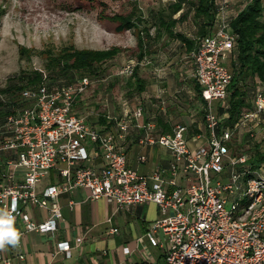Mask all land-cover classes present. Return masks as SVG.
I'll return each mask as SVG.
<instances>
[{"label": "built area", "instance_id": "2783aa9c", "mask_svg": "<svg viewBox=\"0 0 264 264\" xmlns=\"http://www.w3.org/2000/svg\"><path fill=\"white\" fill-rule=\"evenodd\" d=\"M228 4L223 0L220 12ZM237 39L231 23L223 20L199 38L192 53L209 132L208 141L197 147L191 146L185 123L153 135L155 124L141 122L142 107L120 119L117 130L93 127L75 113L78 96L94 83L89 74L64 84L23 87L16 96V111L0 122V152H11L5 161L8 181L0 189V208L15 220L21 218L26 231L49 233L57 230L63 216L60 195L72 189L86 188L88 199L105 198L124 208L154 201L161 216L146 235L154 245H166L165 264H264V82L256 86L253 105L239 114L221 115L215 108L216 101L229 108L233 72L224 57L233 52ZM138 64L131 59L119 73L134 75ZM10 96L2 99L12 103ZM132 126L145 128L143 145L159 143L171 149L174 160L168 175L165 170L144 174L129 165L121 141ZM243 133L248 138L239 141ZM99 154L104 164L96 167ZM20 167L25 173L16 180L14 169ZM52 170L61 179L39 195L38 183ZM180 172L186 184L179 183ZM28 203L48 208L49 217L34 220L23 207ZM7 246L0 249V261L14 264V257L4 252ZM71 249V242L62 240L56 253L71 255ZM17 257L24 259L25 254Z\"/></svg>", "mask_w": 264, "mask_h": 264}, {"label": "crops", "instance_id": "0c3cea01", "mask_svg": "<svg viewBox=\"0 0 264 264\" xmlns=\"http://www.w3.org/2000/svg\"><path fill=\"white\" fill-rule=\"evenodd\" d=\"M178 1L157 0V6L154 0L151 1L153 8L149 16L145 15L140 7L145 19L142 24L141 46L138 31L132 28L137 39L119 43L116 42L117 36L122 32H116L109 38L113 42L111 46L94 48L107 49L123 45L124 50L103 63V67H108H105L103 74L91 75L94 79L91 85L93 87L90 86L80 99L78 98L75 105L77 115L85 117L87 122L90 121L89 123L100 131L117 130L120 119L132 116L137 107H142L141 122L155 124L153 135L171 132L176 124L185 123L189 126L192 147L208 141L209 132L204 117L206 101L194 74L196 63L192 57L200 38L196 34L199 25L193 18L194 8L190 0H184L181 8L175 11ZM250 1L228 0L225 12L219 10L212 31H215L223 20L231 23ZM220 2L222 5L223 0ZM183 14L186 16L181 18ZM231 30L235 32L232 26ZM128 46H136V55L140 59L137 73L131 76L120 74V69L118 70V61ZM236 46L233 52L224 57L228 67L227 59L231 58L232 66ZM142 53L143 58L140 57ZM260 81L257 79L258 83ZM102 82L107 84L104 97L98 94ZM89 97H92L93 105L90 111H87ZM253 99L254 95L251 98L252 105ZM215 108L221 115L231 113L230 103L228 108L217 101ZM142 135H145L144 127L132 126L121 141L126 148L129 165L144 174L165 170L168 175L174 160L171 149L159 143L143 145L140 142ZM245 138H248V133H243L238 140L245 141ZM142 154L146 156L145 161L139 160ZM0 156L3 161V166L0 167L1 189L8 181L4 176L8 169L5 161L11 156V152L2 151ZM93 164L96 167L104 164L102 154L98 155ZM14 170L15 179L21 180L25 168ZM60 179L59 174L52 170L38 183L37 192L41 195L46 187ZM177 179L181 184L187 183L182 172L178 174ZM87 196L88 190L83 187L60 195L63 216L55 232L26 231L22 219L15 220L14 227L20 233V241L15 246L8 245L4 250L5 254L14 257V264H165L166 245H154L146 235L153 222L161 216L158 203L150 201L124 208L105 198L88 199ZM23 207L36 221L49 217L48 208L32 203L23 204ZM113 228L118 230L113 231ZM158 234L160 240H164L163 233ZM62 240L71 242V255H66L65 252L56 253L57 244ZM126 247L131 249L129 253L125 252ZM19 253H24L25 258L17 257ZM0 264L3 263L0 261Z\"/></svg>", "mask_w": 264, "mask_h": 264}, {"label": "rangeland", "instance_id": "374dc122", "mask_svg": "<svg viewBox=\"0 0 264 264\" xmlns=\"http://www.w3.org/2000/svg\"><path fill=\"white\" fill-rule=\"evenodd\" d=\"M151 1L153 0H0V89L11 83L10 78L13 79V84L20 83L19 75L23 70L39 72L42 77L39 84L52 81L56 84L68 83L64 78H50V70L45 66L46 56L42 53L45 48L53 46L59 49L70 43H74L78 48L111 46L113 42L109 38L116 33V24L100 17L101 4H105L107 13L115 14L129 11L131 4L137 2L145 15L149 16L153 8ZM156 2L157 0H154L157 6ZM117 38L116 42L127 43L137 39V35L131 29L126 33L122 32ZM22 46L35 49L37 53L31 57L21 55ZM133 48L136 49V46H128V49H125L118 61V70H121L129 59L140 61L136 55L137 49ZM227 62L232 68L231 58H228ZM137 66L139 67V64ZM105 67L102 68L101 74L106 70ZM106 85L103 82L100 85L98 94L103 97L106 95ZM253 85L251 83L252 87ZM2 95L0 99L4 98ZM82 95L83 93L78 98ZM91 99L92 97L88 98L87 111H90L93 105Z\"/></svg>", "mask_w": 264, "mask_h": 264}, {"label": "trees", "instance_id": "16d2710c", "mask_svg": "<svg viewBox=\"0 0 264 264\" xmlns=\"http://www.w3.org/2000/svg\"><path fill=\"white\" fill-rule=\"evenodd\" d=\"M184 0L175 4V11L179 10ZM193 5V18L199 25L197 36L211 34L216 23L221 6L220 0H190ZM100 17L116 24V32H126L135 28L138 31L139 46L142 45V24L144 14L137 2L131 4L127 12H106L105 4H101ZM186 14L181 16L185 17ZM231 26L238 34L235 58L232 60L233 78L229 86L230 111L237 115L244 108L252 106L251 98L258 84L257 79L264 82V0H251L231 21ZM188 40V39H186ZM124 48L112 46L107 49L78 48L74 43L66 44L55 49L53 46L42 51L46 59L45 66L50 71V78H64L67 82L75 81L79 76L89 74L98 75L103 71V63L118 56ZM37 53L35 49H26L22 46L20 54L31 57ZM41 54L40 52H38ZM144 53L140 54L143 58ZM138 70V69H137ZM137 71L135 70L136 74ZM20 83L10 84L0 89L1 94L11 95L13 102L0 99V122L10 113L15 112L16 96L23 87L38 85L42 81L39 72L22 71L19 75ZM51 80V81H52ZM55 81V80H54ZM260 81V82H261ZM253 83V87L251 86ZM49 84H56L52 81Z\"/></svg>", "mask_w": 264, "mask_h": 264}, {"label": "clouds", "instance_id": "9594fccd", "mask_svg": "<svg viewBox=\"0 0 264 264\" xmlns=\"http://www.w3.org/2000/svg\"><path fill=\"white\" fill-rule=\"evenodd\" d=\"M15 218L11 212L0 209V249L6 245L15 246L20 241V233L14 227Z\"/></svg>", "mask_w": 264, "mask_h": 264}]
</instances>
